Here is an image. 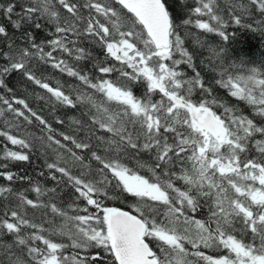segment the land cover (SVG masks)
Wrapping results in <instances>:
<instances>
[{"label":"snow or ice","instance_id":"snow-or-ice-1","mask_svg":"<svg viewBox=\"0 0 264 264\" xmlns=\"http://www.w3.org/2000/svg\"><path fill=\"white\" fill-rule=\"evenodd\" d=\"M241 31L264 0H0V264H264Z\"/></svg>","mask_w":264,"mask_h":264},{"label":"trees","instance_id":"trees-1","mask_svg":"<svg viewBox=\"0 0 264 264\" xmlns=\"http://www.w3.org/2000/svg\"><path fill=\"white\" fill-rule=\"evenodd\" d=\"M211 35V34H209ZM216 41L219 38L216 37ZM235 56H246L248 59L255 61L257 64L264 60V36L257 33L238 32L235 39L225 45ZM142 91V90H140ZM35 194H30V198ZM131 202V198H129ZM110 206L123 207L125 210H130L129 205L121 204L119 201H109ZM211 253L210 250H208Z\"/></svg>","mask_w":264,"mask_h":264}]
</instances>
